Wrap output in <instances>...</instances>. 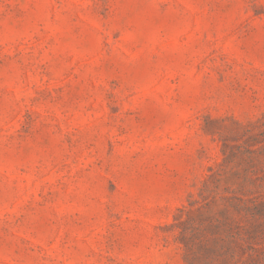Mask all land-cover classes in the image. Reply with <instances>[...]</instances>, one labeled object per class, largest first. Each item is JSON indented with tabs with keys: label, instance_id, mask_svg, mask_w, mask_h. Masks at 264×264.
<instances>
[{
	"label": "rangeland",
	"instance_id": "1",
	"mask_svg": "<svg viewBox=\"0 0 264 264\" xmlns=\"http://www.w3.org/2000/svg\"><path fill=\"white\" fill-rule=\"evenodd\" d=\"M0 264H264V0H0Z\"/></svg>",
	"mask_w": 264,
	"mask_h": 264
}]
</instances>
